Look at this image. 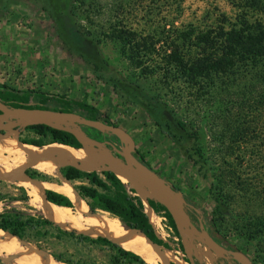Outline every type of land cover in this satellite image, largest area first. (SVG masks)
<instances>
[{
  "label": "rangeland",
  "instance_id": "1",
  "mask_svg": "<svg viewBox=\"0 0 264 264\" xmlns=\"http://www.w3.org/2000/svg\"><path fill=\"white\" fill-rule=\"evenodd\" d=\"M58 8L62 13L71 15V24L85 39L84 44H76L55 21L53 13ZM219 12L233 19L235 9L228 0H181L179 7H176L171 0L166 2L165 0H0V83L15 89L41 91L47 98L48 106H51L58 96L76 101L85 99L88 104L97 108L100 122L106 120L113 128L126 133L132 141V150L143 154L150 169L166 182L178 187L181 195L189 198L200 211L201 225L206 232L215 206L213 196L219 191L227 204V212L224 216L226 223L221 227L219 243L235 251L240 259L252 264L253 256L258 253L254 245L264 251V237L260 236L246 244L242 236L236 234L234 226L247 225L257 219L256 217L264 215L262 198L264 197L262 192L264 130L260 123L258 124L260 128L255 133L257 136L254 138L249 139L248 136L243 140L234 138L231 134V120L229 126L223 128L225 126L222 127L217 117L214 118L216 115L212 104L204 97L195 95V92L180 82L173 73L167 76L162 73L160 56L152 57L149 63L151 66L154 65L150 67L153 71L144 75L139 68H135L122 56L118 44L103 34L120 19L123 24L141 35L154 34L158 37L154 31H159L164 24L178 29L188 24L200 28L211 24L214 16ZM254 17L261 18L264 22V17L258 14ZM156 47L164 48V44L160 42ZM113 83L117 86L113 87ZM138 90L146 91L152 96L159 104L156 109H165L175 120L181 119L186 126L187 134L184 133L180 137V132L171 127L169 131L179 137L178 142L174 143L162 135L156 125L157 118L142 106V98ZM35 103L31 100L27 102L29 105ZM71 108L70 113L79 115V110L74 104ZM0 109L8 108L0 104ZM231 111L236 112L237 108ZM162 121L165 122V119ZM27 124L29 123L14 121L7 127L5 125L0 129V139L4 137L18 142L14 132L21 138L33 136L23 129ZM64 124L82 130L90 127L108 133V136L114 135L119 142L113 141V145L128 148V139L124 135L106 129L99 130L71 117L66 118ZM193 132L199 134L198 140L194 141ZM188 134L189 136H186ZM197 142L203 148V157L199 156L201 160L195 155L189 158L186 152L194 154L192 147L198 146ZM83 145L86 144H81ZM251 150H255L256 153L252 154ZM8 154L4 151L0 153L2 171H11L21 163L13 155ZM195 159L200 162L194 165ZM204 159L205 164L200 166ZM53 160L56 164L50 166L56 171L54 175L46 174L44 169L38 166H30L52 179L50 182L37 180L43 184L41 190L46 187L49 189L56 184L55 182L59 184L61 180L57 169L64 163ZM97 163L91 169L111 170L106 164ZM117 164L122 168L120 161ZM26 165L23 163L20 170L23 171ZM1 180L0 195L3 201L0 202V210L7 204L31 214L39 212L34 208L31 200L27 202L19 200L22 195L19 186L23 187L20 183L11 179ZM212 182L215 183L213 190L210 186ZM78 183V181L70 182L72 187ZM124 185L126 188H131ZM247 185L251 188L243 190L242 188ZM24 189L31 199L29 190ZM143 206L155 234L167 243L169 248L148 244L162 261L154 259L151 262L139 256L146 264H168L170 261L175 264H187L183 261L184 253L177 248V238L168 226L167 220L160 213L149 209L147 203ZM108 215L114 221H118L117 218ZM186 219L192 226H198L197 222L190 221L188 217ZM117 224L120 225V222L118 221ZM122 228L123 232L120 236L123 238V244L144 241L139 233L129 228ZM188 237L181 233L185 247ZM192 240V254L200 264H239L211 246L200 243L198 235H192ZM35 241L42 250L88 264H105L110 253L106 248L90 245L73 237L56 239L52 234Z\"/></svg>",
  "mask_w": 264,
  "mask_h": 264
},
{
  "label": "trees",
  "instance_id": "2",
  "mask_svg": "<svg viewBox=\"0 0 264 264\" xmlns=\"http://www.w3.org/2000/svg\"><path fill=\"white\" fill-rule=\"evenodd\" d=\"M171 1L176 4V7H179L181 0ZM228 2L235 9L233 19L219 12L214 16L211 24L200 28L188 24L178 29L172 25L170 27L169 24H164L159 31H154L158 34V37H155L154 34L141 35L118 19L116 24L103 34L106 38L115 41L122 56L135 68H139L144 75L153 71L150 67H154V65L151 66L149 63L152 57L160 56V69L164 75L173 73L180 82L194 91L195 95L204 97L208 103L212 104L213 112L216 115L214 118L217 117L222 127L225 126L223 128L229 126V120H231V134L234 138L243 140L245 136H248L249 139H252L257 136L255 133L260 128L259 123L264 130V22L261 21V18L254 17L255 14L264 17V0H228ZM71 12L73 14V11ZM53 14L55 21L64 28L63 32L68 37L72 38L76 44H84L85 39L71 24V15L62 13L59 8ZM160 42L162 45L164 44L162 49L156 47ZM116 86L113 83V87ZM138 93L142 98L141 103L145 110L157 118L156 125L162 135L174 143L178 142L179 137L176 133L169 131L171 127L180 132V137L184 133L187 134L186 126L181 119L180 121L175 120L165 109H156L155 107H159V104L146 91L138 90ZM28 100L36 103L29 105L27 104ZM46 101L47 98L41 91L15 89L0 83V104L8 108H41L69 113L72 112L71 106L74 104L79 110L80 117L89 121H99L97 108L88 104L85 99L76 101L58 96L51 106H48ZM233 108H237V111L232 112ZM163 119L165 122L162 121ZM102 122L110 125L106 120ZM23 129L33 134L31 137H17V140L25 145L42 147L49 143H55L74 149L82 147L80 142L67 131L54 129L40 123L25 125ZM83 130L96 140L110 143L119 142L116 136H108V133L94 128L85 127ZM193 136L194 141L199 139L197 132H193ZM192 150L194 154L186 151L189 158H192L193 155L198 159H200L199 156L203 157V148L199 144L195 148L192 147ZM250 152L256 153L255 150ZM132 154L150 168L142 153L133 150ZM235 156L237 158V154ZM198 159L193 161L194 165L200 162ZM204 162L205 159L202 160L200 166L205 164ZM23 172L34 180L52 181L48 175L31 167L24 168ZM58 173L68 182H79L73 188L77 195L84 200L90 214H95L98 211L107 212L117 218L125 227L140 232L153 245L169 248L168 244L155 234L144 211L143 203L134 194V190L126 188L115 173L107 169L83 170L71 164L59 166ZM0 182H2L1 179ZM214 184L212 182L210 185L212 190L215 188ZM170 185L179 191L178 187ZM250 188L247 185L242 189L246 191ZM19 189L22 190L19 200L27 202L29 196L25 189L21 186ZM262 190L264 192V188ZM216 192L213 196L215 206L211 212L207 232L215 241L219 242L218 236L222 234L221 227L226 223L224 216L227 212V204H225L224 196L219 191ZM43 194L48 203L73 209L72 202L64 194L47 188L43 190ZM182 198L184 199L183 211L190 221L198 223V220L201 219L200 211L187 196L182 195ZM262 198L264 200L263 196ZM2 201L3 197L0 195V202ZM146 203L153 212L160 213L167 220L168 226L177 238L178 250L184 253L183 261L189 264L181 235L166 207L152 198H147ZM256 218L247 225L234 226L236 234L241 235L246 244L260 236L264 237V215ZM0 230L19 238L18 240L32 242L38 248H41L35 241L38 238L52 234L56 239L73 237L87 244L106 248L110 253L105 264H146L141 256L134 251L126 250L106 237H90L74 229L65 230L44 217L41 212L31 214L7 204L0 210ZM254 248L258 253L253 256L251 263L264 264V251L257 245H254ZM50 254L54 259L64 263L88 264ZM224 255L229 259L232 258L227 253ZM192 258L195 264H200L193 255ZM0 264L5 263L0 260ZM168 264L175 263L170 261Z\"/></svg>",
  "mask_w": 264,
  "mask_h": 264
},
{
  "label": "bare ground",
  "instance_id": "3",
  "mask_svg": "<svg viewBox=\"0 0 264 264\" xmlns=\"http://www.w3.org/2000/svg\"><path fill=\"white\" fill-rule=\"evenodd\" d=\"M36 119L37 118L35 116L30 115L20 120V122L33 123L36 121ZM50 119L56 123H62L64 120L63 116L61 117L54 115H51ZM8 125H6V127ZM8 130L10 131V129ZM12 140L4 137L0 139V153H2V151H4V153H9L8 155H13L16 160L20 161L21 163H19V165H17L11 171L7 172L0 170V177L3 175H7L9 177L8 179H11L12 181L16 180L24 188L28 189L31 197L29 201L31 200L34 208L41 212L45 217L55 222L63 229H74L90 237H106L109 240L117 243L124 249L136 252L138 255L144 257L147 261H151L154 259H157L156 261L161 260L160 256L153 251L154 249L152 250L149 247L148 244L152 245V243H150L140 232L136 230L132 231L139 233L140 236L143 237L144 241H133L127 245L123 244V238L120 236V234H122L123 232V228L121 227V225L117 224L119 220L117 222L114 221L109 217L108 213L103 211L99 212V214H90L87 210L86 204L81 198H79L70 182L63 179L61 175L59 176L61 179L59 181V184H55L49 189H53L66 195L71 200L73 209L62 208L48 203L44 199L42 192L43 189L41 190L43 184L37 182V180L31 181L20 170L22 164L24 163V165L29 164L31 167L38 166L40 169H44V172L46 174H53L56 172L54 167L50 166V164H56L53 159L64 164L75 165L80 169L94 168L92 166H94V164H96L97 162H100V164H106V166H108L111 171L115 173V175L121 180L123 184L131 187L135 191L136 196L141 200L143 204H146L147 198H154L164 204L169 203L168 199L154 195L153 191L148 189L145 184L138 178L136 172L134 171V168L130 166V164L120 162L122 164V168H120V165L117 164L119 160L109 159L108 157H106V154L93 149L92 147L91 149L90 146L87 145H83L80 149H74L55 143L48 144L42 147H35L22 144L19 141L14 142ZM39 148H42V150H38ZM120 149H122L123 151L126 150V148L124 147ZM12 160H14V158ZM6 165L7 164H5V166ZM124 169L129 170V173L125 172ZM149 211L150 210H148V213H150ZM178 219L180 221H183L185 219V215L183 214L181 209H179L178 212ZM0 258L5 264H68L62 261L58 262L52 257L50 252L39 249L36 245L31 244L27 241L18 240L17 237L15 238L9 233L7 235V232L5 234V232L1 230Z\"/></svg>",
  "mask_w": 264,
  "mask_h": 264
},
{
  "label": "water",
  "instance_id": "4",
  "mask_svg": "<svg viewBox=\"0 0 264 264\" xmlns=\"http://www.w3.org/2000/svg\"><path fill=\"white\" fill-rule=\"evenodd\" d=\"M30 115L35 116L37 119L35 122L29 123V124L40 123V124H44L54 129L67 131L71 133L80 142V145L86 144L87 146H90L93 149H96L113 159L119 160L121 163L130 164V166L134 168V171L136 172L138 178L145 184V186L148 189L153 191L154 195L168 199L169 203L164 204L152 198L166 207L171 219L173 220L175 226L177 227L179 234L181 235L182 233V234H186L189 236L186 242V247H185V256L187 260L189 261V264H195L192 258V255H193L192 254V247H193L192 235H198L199 242L211 246L217 252L221 254L227 253L237 263L250 264L240 259L239 257H237L235 251L231 249H227L223 245H221L219 242L215 241L206 231H204L201 225V220H198V226H192V224L189 221H187L186 219L187 215L185 214L182 208L184 204V199L182 198L181 193L178 190H175L174 188H172L170 183L166 182L156 172H154L152 169L144 165L141 161H139L136 157L133 156L132 154L133 150L131 148L132 141L126 133H124L123 131L119 129L113 128V126L106 125L103 122L85 120L79 115H74L70 112L69 113L56 112V111H52L49 109H41V108H8L6 110L0 109V129L3 128L5 125H8L9 123H12L14 121H20ZM51 115L61 116V117L63 116L64 120L66 118L71 117V118H74L78 122H83L99 130L106 129V130L111 131L112 133L124 135L128 139V148H126V150L123 151L122 149H120L119 147L113 145L112 143L108 141L96 140L88 136L82 129L64 124V120L62 123L53 122L50 119ZM29 166L30 165L27 164L24 168L29 167ZM124 170L125 172L129 173V170L127 169H124ZM57 172H58V169H57ZM22 173L24 174L23 171ZM8 178L9 177L7 175H3L0 177V179H8ZM29 179L31 181H35L34 179H31V178ZM179 209H181V211L185 215V219L183 221H180L178 219ZM120 225L122 227H125L121 223Z\"/></svg>",
  "mask_w": 264,
  "mask_h": 264
},
{
  "label": "crops",
  "instance_id": "5",
  "mask_svg": "<svg viewBox=\"0 0 264 264\" xmlns=\"http://www.w3.org/2000/svg\"><path fill=\"white\" fill-rule=\"evenodd\" d=\"M14 134H15V137L17 138L18 137V135H17V133L16 132H14ZM17 135V136H16ZM38 147V146H37ZM30 167V166H29ZM44 182H47V181H44ZM56 184H57V182H55ZM51 190H53V189H51ZM53 191H55V190H53ZM55 192H58V191H55ZM58 193H60V192H58ZM62 194V193H61ZM44 195V194H43ZM66 196V195H65ZM71 201V200H70ZM52 204V203H51ZM53 205H55V204H53ZM55 206H58V207H62V208H68V207H65V206H60V205H55ZM87 207V206H86ZM68 209H70V208H68ZM107 213V212H106ZM77 231V230H76Z\"/></svg>",
  "mask_w": 264,
  "mask_h": 264
}]
</instances>
